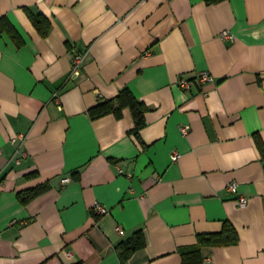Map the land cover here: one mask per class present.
<instances>
[{
  "label": "crops",
  "instance_id": "0c3cea01",
  "mask_svg": "<svg viewBox=\"0 0 264 264\" xmlns=\"http://www.w3.org/2000/svg\"><path fill=\"white\" fill-rule=\"evenodd\" d=\"M1 19L24 45L0 34V264H185L226 223L238 244L202 264H264V0H0ZM125 89L148 108L139 138L129 109L89 117Z\"/></svg>",
  "mask_w": 264,
  "mask_h": 264
},
{
  "label": "trees",
  "instance_id": "16d2710c",
  "mask_svg": "<svg viewBox=\"0 0 264 264\" xmlns=\"http://www.w3.org/2000/svg\"><path fill=\"white\" fill-rule=\"evenodd\" d=\"M223 1L225 0H207L209 4H217ZM32 20L40 33L43 36H47L51 30V24L49 21L44 17H32ZM4 32H7L11 35L18 47H22L24 45L22 37L16 31L11 22L6 19H1L0 34ZM125 109H129L132 112L135 120L134 133L139 138L140 131L146 125L145 114L147 113L148 108L143 102H140L129 89L123 90L116 99L106 101L92 108L89 111V117L92 120H97L111 114L121 116ZM257 144L264 161V143L260 139H257ZM46 190H48V185L40 186L34 190L21 194V199L23 203H26L27 201L43 194ZM238 242L239 237L236 229L232 224L226 223L223 231L220 234L200 236L198 245L196 247L183 251L184 263L202 264L203 256L201 248L204 246H231L237 245ZM145 245L146 242L143 233L138 232L134 238L122 243L119 249H121L122 257L126 260L129 259L133 253L145 247Z\"/></svg>",
  "mask_w": 264,
  "mask_h": 264
},
{
  "label": "built area",
  "instance_id": "2783aa9c",
  "mask_svg": "<svg viewBox=\"0 0 264 264\" xmlns=\"http://www.w3.org/2000/svg\"><path fill=\"white\" fill-rule=\"evenodd\" d=\"M221 38L226 41H234L235 37L228 31H225L222 33ZM85 60V55L84 54H76L73 62V67H72V72H71V78H78L82 74V69H83V63ZM214 77H212L208 73H201L198 76H196L194 79H188V78H181L179 80V86L181 89L184 91H191L193 88L194 84H198L200 86H203L207 83H213L214 82ZM189 127H182L181 132L183 135H188L189 134ZM25 141L24 136H18L13 139V143H18L19 140ZM180 158V155L177 153L172 156L173 162H177ZM65 184L69 182L68 179L63 181ZM228 191L231 193H238V185L236 183H232L227 187ZM248 205V199L246 197H240L239 199V206L240 207H246ZM95 212L100 214V215H106L108 214L107 209L104 207L97 205L95 207ZM119 233L121 235H124V231L121 230L120 228L118 229ZM70 256V253H68Z\"/></svg>",
  "mask_w": 264,
  "mask_h": 264
}]
</instances>
